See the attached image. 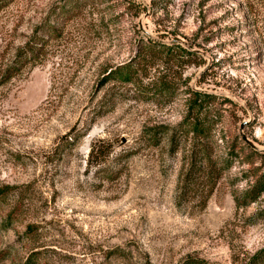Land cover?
I'll return each instance as SVG.
<instances>
[{
	"label": "rangeland",
	"instance_id": "1",
	"mask_svg": "<svg viewBox=\"0 0 264 264\" xmlns=\"http://www.w3.org/2000/svg\"><path fill=\"white\" fill-rule=\"evenodd\" d=\"M0 190V264H264V0H0Z\"/></svg>",
	"mask_w": 264,
	"mask_h": 264
},
{
	"label": "trees",
	"instance_id": "2",
	"mask_svg": "<svg viewBox=\"0 0 264 264\" xmlns=\"http://www.w3.org/2000/svg\"><path fill=\"white\" fill-rule=\"evenodd\" d=\"M147 52L148 51H152V50H157L159 49V51H165V50H169L170 49V46L168 44H157L156 42L152 41L151 39L150 40H147L145 41V44H144ZM182 47V46H181ZM186 51V53H190L191 51L186 49V48H182ZM136 75L135 71H134V68L133 66H130L129 64H121L119 66V68L115 71V77H119V78H123V79H127V80H130V79H133V77ZM195 94L196 93H199L198 91H193ZM199 127V125H196V127ZM197 129V128H196ZM0 195H2V191L0 190ZM258 194V192H256L255 196L256 197ZM261 263H264V255L261 256V258H259ZM258 259V260H259ZM197 264H206L204 261H201V262H197Z\"/></svg>",
	"mask_w": 264,
	"mask_h": 264
}]
</instances>
